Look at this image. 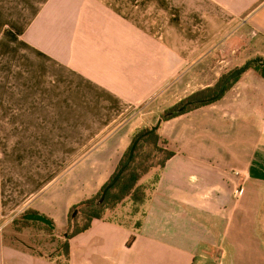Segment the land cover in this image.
Here are the masks:
<instances>
[{
    "label": "crops",
    "instance_id": "obj_1",
    "mask_svg": "<svg viewBox=\"0 0 264 264\" xmlns=\"http://www.w3.org/2000/svg\"><path fill=\"white\" fill-rule=\"evenodd\" d=\"M235 53L264 59V0H0V264H59L7 240L6 220L63 230L132 135ZM158 133L174 154L144 214L93 220L67 264H264V78L247 69Z\"/></svg>",
    "mask_w": 264,
    "mask_h": 264
},
{
    "label": "trees",
    "instance_id": "obj_2",
    "mask_svg": "<svg viewBox=\"0 0 264 264\" xmlns=\"http://www.w3.org/2000/svg\"><path fill=\"white\" fill-rule=\"evenodd\" d=\"M247 69L255 70L262 78H264V66L252 63ZM225 76L226 74L221 75L213 86H207L196 90L172 106L164 109L160 114L159 121L168 120L200 106L217 101L240 77L238 76L228 82L223 92L217 99L209 100L210 97L217 93L220 83ZM153 126L143 127L137 130L132 135L130 144L123 152L114 172L108 180L94 195L70 207L67 214V225L62 230L63 240L59 242L58 247L49 253H45L38 250L36 251L33 246H28L20 240H16V238H14V241H19L22 246L29 247L40 256L55 259L59 264H67L69 255V239L76 234L87 230L91 226V222L93 220H107L126 225L129 224L132 217L143 215V205L149 199L150 193L154 189V185L158 179L159 170L162 169L165 162L174 154L173 151L168 148L167 140L159 135L158 128L151 130ZM134 142L136 143L134 144ZM133 144L134 146L132 149ZM131 149L132 153L130 155ZM129 156V161L126 163ZM122 167L123 169L117 179L111 186H108L116 173ZM151 170H156L153 179L147 183H141V178ZM28 213L36 212L26 210L21 215L23 216ZM118 213L127 215L129 219L122 220L118 217L120 216ZM48 220L51 223L50 226L38 221H31L23 218L20 219L19 217L13 218L11 221L27 224L38 223L47 231H54L55 226L53 222L50 219ZM140 223L141 221L139 219L135 220L133 225L135 229L139 228ZM132 239L133 237H130L128 244Z\"/></svg>",
    "mask_w": 264,
    "mask_h": 264
},
{
    "label": "rangeland",
    "instance_id": "obj_3",
    "mask_svg": "<svg viewBox=\"0 0 264 264\" xmlns=\"http://www.w3.org/2000/svg\"><path fill=\"white\" fill-rule=\"evenodd\" d=\"M248 54H230L224 55V57L213 56L212 60H209L210 67L208 69L207 79L209 82V86H213L221 75L228 74L233 69L241 66L247 59ZM252 58V57H251ZM219 60H224L219 63V69L215 68L216 62ZM212 61V62H211ZM213 66V67H212ZM196 87V86H194ZM199 90V89H198ZM159 112L155 114L153 117H150L148 121L145 123V127H150L155 125V123L159 120L160 114ZM67 168V167H66ZM153 179V178H152ZM151 179V180H152ZM23 213V212H22ZM22 213L18 214L16 217L22 219ZM118 217L122 220L129 219L127 215L118 213ZM21 216V217H20ZM13 218L9 217L6 221L7 225L3 228L2 234L5 235L6 239L11 240L12 242L16 243L17 245L22 246V244L16 240H20L24 244L28 246H33L36 251H42L45 253H49L53 251L56 247H58L59 242L63 240L62 237V230L60 231H47L43 226L38 223H22V222H12ZM18 219V218H17Z\"/></svg>",
    "mask_w": 264,
    "mask_h": 264
},
{
    "label": "water",
    "instance_id": "obj_4",
    "mask_svg": "<svg viewBox=\"0 0 264 264\" xmlns=\"http://www.w3.org/2000/svg\"><path fill=\"white\" fill-rule=\"evenodd\" d=\"M252 63H257V64H260V65L264 66V59L262 57H259V56L250 58V59L246 60L241 66H239V67L233 69L232 71H230L224 77V79L221 81L217 93L215 95H213L212 97H210L209 100H215V99H217L221 95V93L223 92L226 84L228 82H230L231 80H233L234 78L240 76L242 73H244L247 70V68L249 67V65L252 64ZM159 124H160V121L158 120L156 122V124L152 127L151 130H154V129L158 128ZM135 143L136 142H134V144ZM134 144L132 145V149H133ZM132 149L130 151V155L132 153ZM129 158H130V156L128 157L126 163L129 161ZM123 167L116 173V175L114 176V178L112 179V181L109 183L108 186H111L114 183V181L117 179V177L121 173ZM22 218L23 219H26V220H31V221H38V222H41V223H43V224H45L47 226H50L51 225L50 221L46 217H44L43 215H41V214L28 213V214L23 215Z\"/></svg>",
    "mask_w": 264,
    "mask_h": 264
}]
</instances>
